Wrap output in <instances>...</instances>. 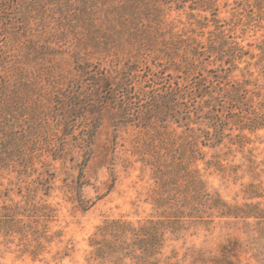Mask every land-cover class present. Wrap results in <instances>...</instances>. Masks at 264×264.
I'll return each instance as SVG.
<instances>
[{
  "label": "rangeland",
  "instance_id": "rangeland-1",
  "mask_svg": "<svg viewBox=\"0 0 264 264\" xmlns=\"http://www.w3.org/2000/svg\"><path fill=\"white\" fill-rule=\"evenodd\" d=\"M126 1L47 0L46 7L25 25L16 22L0 34V53L5 54L0 75L18 73L33 82L38 104L32 111L27 108L21 124L35 139L25 143L32 161L27 168L15 163L0 169V205H24L26 186L37 187L27 199L37 206L48 205L52 209L49 234L61 233L34 260L17 238L0 237V264H88V239L102 221L156 216L150 196L156 186L157 158L167 161L169 174L180 173L185 166L195 170L207 190L229 204L264 205V130L250 136L251 143L243 149L226 140L210 149L200 144V113L197 117L192 113L189 120L175 115L161 120L143 119L137 111L138 91L150 90L153 73L165 79L157 87L171 79L182 91L190 89V81L181 79L188 68L184 60L192 57L187 49L191 42L200 44L203 33L212 28L200 26L203 17L209 19L217 6V17L228 19L234 1L239 0H215L213 5H202L200 0L168 4L141 0L137 7L129 3L121 11ZM158 3L159 9L153 8ZM145 4L152 8L147 11ZM236 33L245 44L257 41L264 29ZM164 40L169 43L165 48ZM172 63L180 65L178 71L172 70ZM129 67L133 77L127 89L134 105L127 106L125 99L110 100L121 99L116 90L107 95L106 87L112 85L96 90L90 83L97 69L127 72ZM192 75L193 80L200 78V70ZM214 155L222 164L220 170ZM248 183L260 185L262 197L246 199L243 190ZM43 223L39 219L33 226L41 230ZM251 227L218 218L210 224L183 220L168 236L163 254L175 264H220L222 247L238 239V258L230 256V262L256 264L244 233Z\"/></svg>",
  "mask_w": 264,
  "mask_h": 264
},
{
  "label": "trees",
  "instance_id": "trees-1",
  "mask_svg": "<svg viewBox=\"0 0 264 264\" xmlns=\"http://www.w3.org/2000/svg\"><path fill=\"white\" fill-rule=\"evenodd\" d=\"M46 1L0 0V34L3 29L16 22L25 25L28 19L34 18L33 14L46 7ZM171 1L173 0H161V3L168 4ZM138 2L141 0L126 1L121 6V11L130 5L137 7ZM214 2L215 0H200L202 5H213ZM155 5L153 8L159 7V3ZM143 7H146L147 11L152 8H147L146 4ZM232 9L228 19L217 17V6L209 19L203 17L204 22L200 23V26L206 28L211 25L212 28L203 33L205 37L200 44L191 42L194 45H189L187 49L192 57L184 60L188 68L181 79L190 81V89L182 91L178 82L170 81L171 79L157 87L158 81L165 79L164 76L156 75V72L152 74L154 78L150 90L140 89L136 97L137 111H140L143 119H161L175 115L189 120L192 113L196 117L200 113V144L210 149L222 146L225 140L230 145L243 149L251 143L250 136L264 130V34L257 41L243 44L242 40H238L241 36L236 33L239 30L240 34L244 35L249 30L264 29V0L234 1ZM167 42L164 40V48L169 45ZM161 52L166 53L164 50ZM173 53L177 56L175 50ZM4 56V52L0 53V59ZM172 64V70L178 71L180 65ZM194 70H200V78L195 80L192 75ZM81 71L87 74L86 68L81 67ZM91 76L90 83L96 90L112 85V89L106 87L107 95H111L115 90L121 92V99L119 96H112L110 100L122 102L125 99L123 103L127 106L135 104L131 102L127 89L133 77L131 67L127 72L97 69ZM32 83L18 73L12 76L8 73L0 75V169L15 163L27 168L32 161L33 156L26 152L25 143L31 140L33 134L21 125L27 108L32 111L38 105L35 103L36 99H33L37 86ZM181 106L184 112L180 111V114ZM74 108L78 109L76 104ZM197 138L198 136L194 137L193 141ZM252 150L247 151L251 157ZM213 158L214 165L218 167L216 169L220 170L222 164L219 157L214 155ZM166 162L157 158L153 164L157 170V180L150 199L156 216L137 221L123 217L105 219L95 227L88 239L90 251L86 262L175 264L169 257L164 256L163 249L168 236L177 231L179 224L187 219L210 224L214 218H218L233 222L242 221L244 226H253L246 230L247 232L244 231L248 235L250 258L256 264H264V205L261 206V202L229 204L218 193L207 190L195 170L185 166L186 168L179 170L180 173L169 174ZM177 165L182 164L179 162ZM180 176L182 182H177L176 179ZM36 189L37 187L26 186L24 205L20 202H3L0 205V237L4 240L17 238L19 244L24 246V252L28 253L32 260L55 237L61 235L58 231L49 234L47 224L52 209L46 204L37 206L27 199ZM261 191V186L253 183H248L243 190L246 199L262 197ZM44 194L47 195L46 192ZM39 219L45 222L41 224V230L33 226L39 223ZM250 219L254 221L253 224L247 222ZM239 247L238 239L228 240L222 247V257L218 263L235 264L230 262V256L237 259Z\"/></svg>",
  "mask_w": 264,
  "mask_h": 264
}]
</instances>
